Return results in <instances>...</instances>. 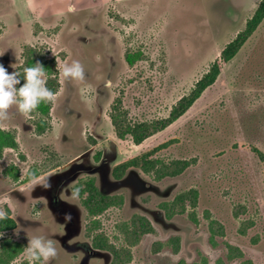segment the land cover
<instances>
[{"label":"rangeland","instance_id":"rangeland-1","mask_svg":"<svg viewBox=\"0 0 264 264\" xmlns=\"http://www.w3.org/2000/svg\"><path fill=\"white\" fill-rule=\"evenodd\" d=\"M260 2L0 0V63L21 73L32 48L40 62L33 66L51 64L46 87L58 82L48 114L41 103L28 114L13 105L0 116V128L17 142L0 158V197L7 196L0 209L11 206L17 225L0 233V264H29L24 246L33 236L53 239L57 249L43 264H111V254L94 249L91 228L122 245L118 226L135 214L146 216L154 232L133 248L129 264H216L226 259L227 244L244 253L228 264H264V19L250 32ZM74 62L82 80L60 75ZM213 65L217 79L209 75ZM199 83L207 87L193 107L161 129ZM118 98L132 124L161 130L141 145L120 139L110 117ZM154 150L163 166L190 164L161 180L135 167L114 176L120 163ZM45 172L44 180L22 187L29 173ZM91 182L106 196H122L123 205L91 215L83 204ZM191 190L197 207L169 219L160 204ZM211 220L224 227L216 246ZM244 223L253 227L242 235ZM176 236L179 253L171 247L155 253V243ZM5 240L23 251L1 250Z\"/></svg>","mask_w":264,"mask_h":264},{"label":"trees","instance_id":"trees-1","mask_svg":"<svg viewBox=\"0 0 264 264\" xmlns=\"http://www.w3.org/2000/svg\"><path fill=\"white\" fill-rule=\"evenodd\" d=\"M263 19L264 0H261L260 5L253 18V23L250 28V32L254 31V29L260 25ZM250 32H248V35L250 34ZM247 37H245V39H247ZM245 39L243 40V42L245 41ZM25 57V66H33L35 63L39 62V58L37 57L36 52L32 48L26 49ZM41 63L44 64L43 67L45 68V70H49L51 68V64L49 62L41 61ZM210 73L211 74L209 75H211L213 79H217L220 73V69L217 68L216 65H213ZM56 78L57 77H55V80L49 81L47 83V88H49L53 92H56L58 87V82ZM19 79L20 84L17 85V88L25 83L22 71ZM206 87L207 85L199 83L189 95L183 97L173 108L170 113V116L167 119L166 124L161 127V129L172 125L181 117H183L201 97ZM41 103H43L44 106H48V109L44 111V114H48L50 110L49 103H45L43 101ZM110 117L116 135L120 139H125L128 136L132 137L138 145H141L147 138L152 136L154 133L158 132V130H161L156 129L157 125L155 123L132 124L130 119L128 118L127 112L122 107V100L120 98H118L115 104L112 106ZM36 127L40 131H43V129L45 128V124L40 125V123H37ZM7 147L13 149L17 148L16 134L14 132L5 131L4 129L0 128V158H2L3 156V150ZM254 151L263 158L262 153L257 151V149H254ZM156 152L157 150L144 153L142 155L136 156L120 163L114 168V176L117 179H121L130 168L135 167L141 168L145 173L152 174L156 176L157 179L161 180L166 177H176L182 174V172H184V170L190 164L187 161H176L171 165L163 166V164L158 159L153 158ZM87 191L85 190V193L83 194H88L86 199H84L83 204L91 215L103 213L106 209L111 206L120 207L123 205L122 196H106L98 191L97 187L93 182L87 184ZM197 201L198 192L196 190L184 191L176 195L173 200L161 203L160 209L165 212L166 216L169 219H171L177 215L185 214L188 210V206L195 209L197 207ZM189 217L192 222H194L195 224L198 223L197 215L194 211L189 213ZM206 218H210L209 213H207ZM16 226V222L12 218L11 214L9 217L0 220V233L15 230ZM252 227V223H244L242 228L240 229V233L242 235H245L247 230ZM210 230V241L214 246H216V237L224 235V227L219 222L211 220ZM118 231L120 239H123L124 242V244L122 245H116V243L111 242L108 236L106 237L104 235L94 234L93 232H95V230L91 228L90 232H92L91 236L93 246L96 249L111 254V264H129L133 258V248L136 247L146 235L152 234L154 232V227L151 221L146 216L141 214H135L129 221L119 224ZM22 246L23 245L17 242L5 240L1 244V250H15L16 252H21L23 251ZM165 247H171L174 253H179L181 248V238L176 236L169 239L166 243L157 242L154 244V251L155 253L160 252ZM227 250L228 252L226 255V259L219 258L216 261V264H228L237 259L244 258V253L234 245L227 244ZM179 264L186 263L185 261L181 260ZM241 264H253V262L251 260H245Z\"/></svg>","mask_w":264,"mask_h":264},{"label":"clouds","instance_id":"clouds-1","mask_svg":"<svg viewBox=\"0 0 264 264\" xmlns=\"http://www.w3.org/2000/svg\"><path fill=\"white\" fill-rule=\"evenodd\" d=\"M68 11H75L74 5L68 6ZM23 79L25 83L20 87H14L20 84V72L13 71L9 73L3 63H0V116H5L8 109L15 105L17 109L24 114L31 113L43 101L45 103L54 101L57 93L46 87L45 83V68L39 64L35 66L23 67ZM60 75L62 77L71 76L76 80H82L84 73L78 62H74L72 67L63 66ZM49 175L45 172L41 175L29 173L27 183L22 187H28L39 183ZM49 182H45L44 187H50ZM7 199V196L0 197ZM11 215V206L9 210L0 209V220H3ZM70 218V217H66ZM57 249L54 246L53 239H43L41 236H33L28 239V243L24 246V254L27 255L29 264L33 261H47L54 257ZM15 264V262H14Z\"/></svg>","mask_w":264,"mask_h":264},{"label":"flooded vegetation","instance_id":"flooded-vegetation-1","mask_svg":"<svg viewBox=\"0 0 264 264\" xmlns=\"http://www.w3.org/2000/svg\"><path fill=\"white\" fill-rule=\"evenodd\" d=\"M94 249H96V248H94ZM96 250H99V249H96ZM105 252V251H104Z\"/></svg>","mask_w":264,"mask_h":264}]
</instances>
